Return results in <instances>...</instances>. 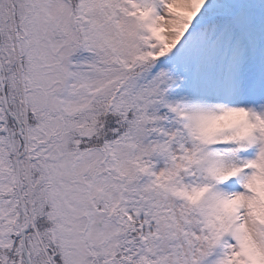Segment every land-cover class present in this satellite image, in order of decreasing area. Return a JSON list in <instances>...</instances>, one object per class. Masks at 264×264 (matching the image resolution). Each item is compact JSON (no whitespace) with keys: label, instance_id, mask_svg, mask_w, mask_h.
I'll list each match as a JSON object with an SVG mask.
<instances>
[{"label":"rangeland","instance_id":"obj_1","mask_svg":"<svg viewBox=\"0 0 264 264\" xmlns=\"http://www.w3.org/2000/svg\"><path fill=\"white\" fill-rule=\"evenodd\" d=\"M143 1L141 4L150 12L156 37L140 29L135 17L136 0H92L88 4L86 16L91 24L90 48L95 54L86 58L78 57V19L74 17L70 0H31V5L26 6L24 13L30 15V27L34 34L33 61L34 57L39 61L35 73L39 71V81L44 87L39 93V88L33 86L28 99L37 105V109L39 107L40 112L47 106L48 111L40 125L28 129L27 140L30 145L20 161L28 212H22L17 192L15 159L21 151L23 137L5 124V102L0 78V264L2 260L5 264L24 263L21 258V232L27 223L25 216L31 218V228H34L35 220H38L34 218L39 213V216H43L46 206L50 213L51 205H57L60 211L55 215L61 221L57 236L67 255H72L75 248L76 264H91L97 256L106 257L108 264H111V258L116 264L120 263L118 258L115 259L118 247L133 254L137 241L133 224L124 219L121 213L124 196L140 208L151 207L147 201L154 198L159 222L158 236L153 237L152 242L155 247H161L170 254L172 261L176 254H180L181 264H192L193 257L201 258L208 252L212 240L206 228L210 222V227L217 233L216 237L220 234L219 229L227 232L233 226H238V233L242 237V247L233 243L224 264H247L244 256L246 252L254 254L260 264H264V93L257 94L255 87L247 93L246 88L253 82L255 75H251L248 50L238 32L226 31V27L214 23L207 26L208 30H214L213 35L225 30L222 32V44L214 54L215 57L224 58L220 60L218 70L233 65L234 75L235 70L241 72L238 71L239 76L230 85L234 94L225 100L226 105L218 89L211 91L207 97L201 92L202 81L198 77L205 74L204 65L212 62L211 57L205 61L202 59L199 67L195 68L193 81L187 78L179 81L172 66H164V62L161 65L155 63L162 67L161 74L153 75L146 81H136L135 88L140 93L139 100L143 103L145 114L138 121L131 138L124 143L114 144L113 154L117 160L109 162L103 151L95 145L100 134H104L101 117L107 108L108 97L127 72L149 58L145 52L149 48L148 44L153 43L149 53L155 62L159 56L177 48L183 34L200 19L197 14L209 19L213 16L211 14H218L220 5L228 0ZM188 52L189 47L186 46L182 56L185 57ZM15 56L18 59V43H15ZM194 58L195 54H192L191 59ZM40 62L43 69H40ZM73 66L72 76L68 78L73 79V85L66 89H71V94L67 98V105H64L59 95L64 87H68L66 77ZM31 68L34 72V66ZM9 77H12V82L13 75ZM225 84H228V79L223 77L219 87ZM168 90L175 93L179 110L188 112L185 113L188 120L183 122L186 130H183L179 120L168 125L167 120L164 122L159 118H150L151 113L159 117L163 110L160 107L162 96ZM19 99L14 93L9 99L17 118L22 113ZM122 102L126 111L134 104L133 98L125 93ZM216 106L224 108L220 114L226 116L225 122L216 113ZM111 112L106 111V116ZM152 121L157 127L162 124L163 128L158 133L165 131L164 142L167 145L178 142V146L172 148L174 155L170 153L168 159L158 151L161 148L158 135L149 130ZM107 122L112 124L111 120ZM247 131H252L257 137V141H252L250 145L245 138ZM210 134L216 135L208 139L212 144L231 139L234 142L226 149L212 150L207 146V140H202ZM181 148H185L183 155ZM33 153L37 162L31 164ZM144 159L153 161L143 168L146 173H155L159 184H146L139 190L142 178L135 162L143 163ZM106 161L108 163L105 165ZM189 163L192 166L184 170V164ZM249 165L253 171L244 177L243 189L233 191L227 185L229 178ZM32 166L35 172L37 168L43 172L41 177L38 175L39 179H35L37 185L34 192L30 188ZM107 166L116 167V172L124 179L112 180L108 177L105 173ZM50 177L54 178L55 188L51 181L47 182ZM221 179H227V183L220 182ZM177 181L184 185L183 189L191 198L203 197L204 193H208L212 208L206 214L205 228L192 213V203L179 198L182 188ZM104 202L108 206L105 211H101ZM63 205L65 209L67 206L70 213V217L66 216L65 220L62 216ZM91 206L95 207L94 210H91ZM68 219L71 220L70 230L66 226ZM51 220L49 216L46 225ZM40 226L41 235L37 236L35 231L30 233L28 240L32 264H49V258L41 248L48 237L43 231H47L49 226ZM50 228L53 229V226ZM68 261L75 264L72 257Z\"/></svg>","mask_w":264,"mask_h":264},{"label":"trees","instance_id":"obj_2","mask_svg":"<svg viewBox=\"0 0 264 264\" xmlns=\"http://www.w3.org/2000/svg\"><path fill=\"white\" fill-rule=\"evenodd\" d=\"M73 1V0H72ZM76 2V0H74ZM31 0H10V3L12 5L13 11H14V23L16 27V41L19 46V55H20V61H21V67H22V77H23V84L25 85L27 96L31 93V88L34 86L39 88V93H41V90H44V87L42 86V83L39 81V71L35 73V68L39 66L38 58L34 57L33 61V44H32V38H34L33 30L30 27V15H27L24 13V10L26 6H30ZM91 2V0H80L81 4H85L88 6V4ZM80 5V4H79ZM136 6V5H135ZM10 6H9V0H0V52L2 55V58L4 60L5 68L8 73H11L13 75V80L11 82L10 80V95L13 93H16L20 95V76L17 66V59L15 56V36H14V23L11 19V13L9 12ZM139 9V8H138ZM73 11L75 12V5L73 7ZM135 17L139 21L140 29L142 32L149 34V30L151 29V25L148 24L150 21V17L148 12H146L143 9L135 10ZM203 15V14H201ZM204 16V15H203ZM153 28V27H152ZM78 32L79 37V55L82 57H87L88 53H84V50H80V45L82 44V40ZM12 60V61H11ZM147 63H149V60L146 58L143 62L138 64V66L131 69L129 72H127L125 79L121 83H125L123 89H121V94H127L128 96H131L134 100V104L132 105V108H129L128 111L125 110V104L120 100L115 105V110L112 111L109 116H106V111L108 113L109 111V99L111 96L107 99V108H105L104 116L101 117L103 120L102 124V132L104 131V134H100L99 139L95 142L96 147H98L99 150H104L105 152L112 147L114 142L118 143H124L127 138H131L135 132V129L138 126V121L141 119V116L145 114L144 106L141 101L139 100V94L138 91H136L138 88H135L136 81L138 79H141L143 81L147 80L148 75L152 72V67L147 66ZM31 66H34V72L31 68ZM144 67V69H140L141 67ZM43 69V65L40 62V69ZM143 70V72H141ZM132 76V78L129 79V77ZM62 93H60L59 98L65 99L70 96L71 92L65 94L62 96ZM21 99V98H20ZM59 99V100H60ZM21 110H22V104ZM28 110H29V123L31 126H38L40 125V122L44 117L47 116V112H45V109L40 112L39 107L37 109V105L33 104L28 99ZM149 112H147L148 114ZM151 113V112H150ZM163 114V113H162ZM161 114V115H162ZM164 116V114H163ZM160 116V117H163ZM50 117V115H49ZM4 118L6 120V125L9 126V129L12 131L16 130V126L13 123L12 120L4 113ZM152 120L157 119L159 117H155L153 113H151ZM47 119V118H46ZM111 120L112 124H109L107 121ZM150 132L153 134H157V128L155 125V121L150 122ZM158 141H160L161 144V151L163 154L167 155L168 150H170V153L172 152V146L175 145L178 146V142H175L172 144V146L167 145L166 142H164V138H157ZM181 146L179 145V148ZM87 148V147H86ZM185 152V148H181V155ZM151 160H147L144 165L139 164L137 169L140 171V173H143L145 169L143 167H146L150 165ZM183 165V162H181ZM187 166L191 165L186 164ZM184 169L185 164H184ZM122 178V177H121ZM141 179V177H140ZM155 179V178H154ZM154 184H159V180L155 179L153 180ZM146 184H149V182L141 180L140 189L145 187ZM150 203L152 206H145L144 208H140V206H137L134 204L136 209L135 213H138L142 217L141 225L138 227V232L143 233L147 235V232L154 233L155 232V226L159 222L158 220V210L154 207L155 200L154 198L150 199ZM154 207V208H153ZM157 211H156V210ZM139 211V212H138ZM134 214V213H133ZM137 237V233H136ZM211 252V251H210ZM145 263L141 264H169L170 260V254L166 253L161 248L153 249L149 246V248L146 250L145 253ZM193 263L195 262L194 257L192 258ZM191 261V262H192Z\"/></svg>","mask_w":264,"mask_h":264},{"label":"water","instance_id":"obj_3","mask_svg":"<svg viewBox=\"0 0 264 264\" xmlns=\"http://www.w3.org/2000/svg\"><path fill=\"white\" fill-rule=\"evenodd\" d=\"M0 68H1V70H3V69H2L1 60H0ZM4 82H5V79H2L3 90H4ZM4 102H5V108H6L7 113H8V114H11V111H10V108H9V105H8V102H7V98H6V95H5V92H4ZM16 122H17V123L19 124V126L22 128V124H21L18 120H16ZM24 132H25V130H24ZM19 159H20V157H17V158H16V171H17L18 181H19V179H20V178H19V168H18V161H19ZM25 232H26V229L23 231V235L25 234ZM23 241H24L23 244H24V252H25V256H26V258H27L28 264H31V262H30V258H29V256H28V251H27V247H26L25 239H24Z\"/></svg>","mask_w":264,"mask_h":264},{"label":"flooded vegetation","instance_id":"obj_4","mask_svg":"<svg viewBox=\"0 0 264 264\" xmlns=\"http://www.w3.org/2000/svg\"><path fill=\"white\" fill-rule=\"evenodd\" d=\"M73 258H75V256ZM109 261H111V264H114L113 263V258H111ZM91 264H108V261H107V258L104 257V256H102V257L97 256L96 260H93L91 262Z\"/></svg>","mask_w":264,"mask_h":264}]
</instances>
